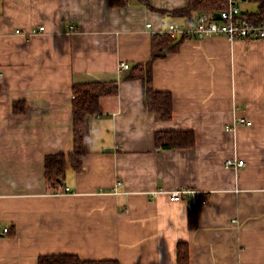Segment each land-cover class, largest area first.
<instances>
[{"label":"crops","instance_id":"crops-1","mask_svg":"<svg viewBox=\"0 0 264 264\" xmlns=\"http://www.w3.org/2000/svg\"><path fill=\"white\" fill-rule=\"evenodd\" d=\"M147 1L0 0V264L44 254L177 264L180 240L190 264H264V39L187 38L156 59L154 86L174 98L163 120L120 64L147 62L153 34L183 22L161 10L189 0ZM97 80H119V92L91 117V152L68 170L70 191L50 192L46 154L74 149L72 85ZM161 130H193L196 144L157 149ZM181 187L207 199L196 229L188 198L170 196Z\"/></svg>","mask_w":264,"mask_h":264},{"label":"trees","instance_id":"trees-1","mask_svg":"<svg viewBox=\"0 0 264 264\" xmlns=\"http://www.w3.org/2000/svg\"><path fill=\"white\" fill-rule=\"evenodd\" d=\"M151 6L147 0H138ZM253 1L258 4L256 10L242 8L244 16L254 21H264V0ZM126 0H110L111 6H122ZM228 0H189L185 7L170 12L179 20L190 23L201 10L217 13L227 8ZM183 36L174 37L169 33H155L151 42V58L147 62L134 64L130 67L124 80L140 78L143 81V104L145 109L153 111L159 118L168 120L174 113V98L170 91L157 90L154 86L153 64L156 59L165 57L170 52L179 49ZM119 80H97L90 82H74L73 91V127L74 149L70 153H49L45 156V176L50 192H62L68 170L74 172L83 170V158L91 152L92 126L91 117L99 113L102 96L114 95L119 92ZM14 105V112H21ZM157 149L193 147L196 144V134L193 130H161L155 133ZM207 199L200 196L189 211L188 224L190 229L198 227L199 203H206ZM38 264H120L115 259L85 260L79 254H44L38 257ZM177 264H190V243L180 240L177 243Z\"/></svg>","mask_w":264,"mask_h":264},{"label":"built area","instance_id":"built-area-1","mask_svg":"<svg viewBox=\"0 0 264 264\" xmlns=\"http://www.w3.org/2000/svg\"><path fill=\"white\" fill-rule=\"evenodd\" d=\"M227 8L213 13L207 10H201L197 16L190 23L172 22L165 28L158 30L156 33H169L174 37L183 36L187 38H199L210 35H224L230 39L249 38V39H264V21H254L244 16L240 2L242 0H228ZM219 14V17L217 16ZM152 22H147V27H151ZM45 27L40 26L31 32L43 30ZM17 32H22L20 29ZM121 69H130V64L122 61L120 64ZM235 123H242L251 125L252 121L243 116L236 118ZM245 164V160L240 158H229L226 160L225 165L228 167H241ZM121 184L117 182V186ZM63 192H69L70 187L64 186ZM203 192L193 187H181L170 191L172 199L188 198V205L192 206L197 203ZM9 227H4L2 232L7 233Z\"/></svg>","mask_w":264,"mask_h":264},{"label":"rangeland","instance_id":"rangeland-1","mask_svg":"<svg viewBox=\"0 0 264 264\" xmlns=\"http://www.w3.org/2000/svg\"><path fill=\"white\" fill-rule=\"evenodd\" d=\"M253 3V2H252ZM248 4H251V2L250 3H248Z\"/></svg>","mask_w":264,"mask_h":264},{"label":"water","instance_id":"water-1","mask_svg":"<svg viewBox=\"0 0 264 264\" xmlns=\"http://www.w3.org/2000/svg\"><path fill=\"white\" fill-rule=\"evenodd\" d=\"M217 16L219 17V14Z\"/></svg>","mask_w":264,"mask_h":264}]
</instances>
